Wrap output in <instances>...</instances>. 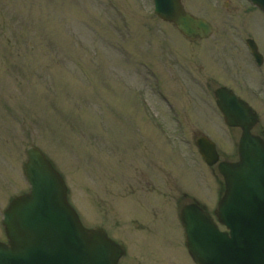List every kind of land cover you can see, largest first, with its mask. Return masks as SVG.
Segmentation results:
<instances>
[{
  "label": "rangeland",
  "instance_id": "obj_1",
  "mask_svg": "<svg viewBox=\"0 0 264 264\" xmlns=\"http://www.w3.org/2000/svg\"><path fill=\"white\" fill-rule=\"evenodd\" d=\"M183 5L211 23L207 40L182 38L152 0H0L1 241L3 210L29 189L25 149L37 146L82 224L124 244L126 263L141 248L138 264H194L175 212L156 230L151 210L144 222L135 215L163 177L214 208L221 179L195 140L206 135L221 159H235L238 133L212 95L219 85L253 103L264 129V58L257 66L245 47L251 38L264 56V14L246 0Z\"/></svg>",
  "mask_w": 264,
  "mask_h": 264
},
{
  "label": "water",
  "instance_id": "obj_2",
  "mask_svg": "<svg viewBox=\"0 0 264 264\" xmlns=\"http://www.w3.org/2000/svg\"><path fill=\"white\" fill-rule=\"evenodd\" d=\"M153 2L154 13L187 39L211 34V25L185 12L181 0ZM251 2L264 12V0ZM248 43L255 52L254 43ZM214 96L225 123L242 129L238 162L217 166L224 192L214 214L226 231H219L202 210L184 208L180 221L185 245L195 264H264V142L250 134L256 118L244 102L225 88ZM197 145L207 165L218 161L207 138L198 139ZM25 153L23 172L30 190L12 199L3 213L6 241L0 242V264H117L123 247L99 228H84L51 162L37 147Z\"/></svg>",
  "mask_w": 264,
  "mask_h": 264
},
{
  "label": "flooded vegetation",
  "instance_id": "obj_3",
  "mask_svg": "<svg viewBox=\"0 0 264 264\" xmlns=\"http://www.w3.org/2000/svg\"><path fill=\"white\" fill-rule=\"evenodd\" d=\"M254 127H256L254 128V134L264 138V129L258 128L262 126L257 124ZM256 129L259 130V133H256ZM160 180L163 182L164 185L169 184V178H161ZM153 202H157V204L162 207L168 206L173 210H175L176 208L181 209L182 207L188 204H195L200 207L202 206V203L199 201V199H196L194 196L173 187H153L152 193L149 196L148 200L142 204V206L146 204L150 206L151 211L153 212V217L158 218L157 213H155V205L153 204ZM162 216L163 214H161V217Z\"/></svg>",
  "mask_w": 264,
  "mask_h": 264
}]
</instances>
